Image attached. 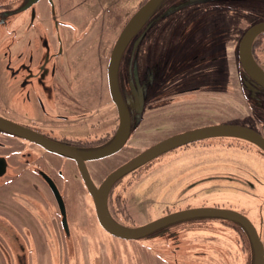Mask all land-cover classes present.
<instances>
[{
	"label": "rangeland",
	"instance_id": "1",
	"mask_svg": "<svg viewBox=\"0 0 264 264\" xmlns=\"http://www.w3.org/2000/svg\"><path fill=\"white\" fill-rule=\"evenodd\" d=\"M168 1L152 15L148 33L128 64L137 103L127 140L117 151L85 163L96 186L153 144L190 129L237 124L264 137V102H254L258 90L242 76L238 58L242 35L264 22V0H182L178 6ZM143 2L37 3V19L50 15V25L61 26L63 20L73 31L70 35L66 28L64 45L71 51L74 37L78 56L67 71L77 90L87 97L85 93L92 92L91 101L96 102L104 89L99 81L105 83L103 66L109 47ZM205 40L209 45L203 44ZM256 55L264 71V36ZM2 69L0 62V83L5 84L7 74ZM84 101L80 100L86 106L83 111L69 116L82 112L77 122L83 124L91 103ZM102 116L87 118L97 126L89 133L86 124L75 123L54 135H101ZM13 162L9 184L0 191L1 205H5L0 211V264H246L248 247L243 246L249 240L243 241L221 218L183 219L139 238H119L99 224L71 157L48 148L21 147ZM145 165L121 175L109 198L106 195L107 215L123 226H140L174 210L214 203L251 204L264 211V150L245 137L208 138L196 146H176ZM36 169L55 181L66 227L53 192ZM261 241L264 247V228Z\"/></svg>",
	"mask_w": 264,
	"mask_h": 264
},
{
	"label": "flooded vegetation",
	"instance_id": "2",
	"mask_svg": "<svg viewBox=\"0 0 264 264\" xmlns=\"http://www.w3.org/2000/svg\"><path fill=\"white\" fill-rule=\"evenodd\" d=\"M39 1L0 0V58L2 60L0 62L3 66V72L7 74V83H0V191L5 189L9 184L8 177L11 175L12 168L15 165L13 155L18 154L21 147L38 146L47 148L20 134L7 130L4 123L5 120L30 129L45 138L69 145L81 151L99 149L108 145L114 139L119 125L117 107L112 98L108 77L111 52L117 39L109 47L106 63L103 66L105 83L103 80L99 81L102 86L104 85V89L102 88L100 91L98 98L95 100L96 102H93L91 101L93 100L92 92L88 90V93H85L89 96L87 97L82 94V91L77 90L67 71L70 68V64L78 56L77 54L75 55V48H73L74 37L72 38L71 51L66 50V46L64 45V35L69 32L66 28L71 31L70 26L63 20H61V26L58 23L55 26L50 25L53 22L50 15L46 16L44 20L41 18L37 19V15H39L37 14V3ZM48 1L50 0H45V2ZM165 1L161 0L159 2L142 26L124 46L116 69V84L130 118V130L136 112L135 104L137 103V98L136 92H134L133 87L129 84L127 74L128 64L131 62L139 42L148 33L150 27L149 21L152 15L157 10L163 9L166 6ZM171 1L169 0L168 4ZM181 2L182 0H179V2L173 0V3H177L174 6L180 5ZM50 13L51 9L49 10ZM158 18L159 16L157 18L153 17L152 20ZM128 20L123 24V28ZM72 32H70V35ZM263 36L264 30L257 32L251 42V52L255 61H258L256 50L259 48ZM203 44L205 46L209 45L206 40ZM241 71L242 76L251 81L256 87V91L258 90V95L254 99V102L256 104L264 102V89L248 77L242 67ZM185 90L187 89H182V91ZM84 99L91 102L88 104V112L84 117V124L89 128L88 133L90 129L97 127L87 120L92 114V117L103 115L102 122L105 128L101 132L102 134L78 138L54 135L56 131L65 130L64 126H72L75 123L80 125V127L84 126L82 121L77 122L78 120H82L79 117L82 115V112L75 116V118L70 119L69 117L86 107L80 104V100L82 102ZM24 105L28 106L25 110ZM30 113L34 115L32 119H28L29 116L27 115ZM36 119L40 120L37 121ZM87 160L90 159H86L85 163ZM35 172L43 179L47 186L49 185L45 176L55 183L50 176L41 173L39 169H36ZM14 179L12 178L11 180ZM4 206L1 205L0 200V211L4 210ZM233 228L238 232L241 231L237 224H234Z\"/></svg>",
	"mask_w": 264,
	"mask_h": 264
},
{
	"label": "water",
	"instance_id": "3",
	"mask_svg": "<svg viewBox=\"0 0 264 264\" xmlns=\"http://www.w3.org/2000/svg\"><path fill=\"white\" fill-rule=\"evenodd\" d=\"M160 1L161 0H147L128 20V22L120 32L117 41L112 49L108 66V77L112 98L117 107L119 125L114 139L108 145L99 149L81 151L69 145L45 138L30 129L16 125L8 120L4 121L5 127L7 130L13 133L20 134L21 136L38 144H41L44 147L62 152L75 161L81 179L91 196L96 218L103 229L110 234L123 239H134L147 235L161 227L183 219L200 217L225 218L235 221L249 238L254 251L253 264H264V247L260 239V234L254 224L250 221V219L237 210L221 206L188 207L169 212L143 225L128 227L123 226L110 219L107 215L105 207L107 189L111 182L115 180V178L120 177L131 168L149 160L159 153L176 146H180L184 143L197 141L213 136H241L254 142L264 150V137L254 129L237 124H215L197 127L172 135L153 144L142 153H140V155L137 156L130 164L119 168L114 173L106 177L104 181L101 182L98 186L95 185L88 173L85 164L86 159L103 157L117 151L123 145L129 134L130 118L126 106L121 99L118 91V87L116 84V69L124 46L136 33V31L142 26V24L145 22V20L148 18L150 13L155 9ZM263 30L264 22L256 23L246 30L239 43L238 58L240 66L248 75V77L253 79L260 87L264 89V71L258 66L251 52V42L254 35L257 32ZM45 179L47 180L48 185L57 201V205L61 214L62 224L64 225V227H66L65 207L61 195L55 183L47 176H45ZM103 187L104 191H102Z\"/></svg>",
	"mask_w": 264,
	"mask_h": 264
},
{
	"label": "crops",
	"instance_id": "4",
	"mask_svg": "<svg viewBox=\"0 0 264 264\" xmlns=\"http://www.w3.org/2000/svg\"><path fill=\"white\" fill-rule=\"evenodd\" d=\"M255 197H256V195H255ZM229 204H230V202H229ZM213 205L231 208V209L237 210V211L243 213L244 215H246L250 219V221L254 224L257 231H259L260 238H261V233H262L263 228H264L263 227L264 226V211L257 210L256 207L251 205V204H248V206H247V205H240V203H238V204H236L237 207L233 203H231V205H224L223 203H214ZM224 223H228L227 226L229 225L230 227L234 226V224L230 223V222H224ZM236 229H238V228H236ZM240 234H241L243 241H245L246 239L244 237H246V234H244L242 232H240ZM247 247H248V251H247L248 252V258L246 260V264H251V263L253 264V260H254L253 247H252L251 243L249 245H247V243H246L243 246V248H247Z\"/></svg>",
	"mask_w": 264,
	"mask_h": 264
},
{
	"label": "trees",
	"instance_id": "5",
	"mask_svg": "<svg viewBox=\"0 0 264 264\" xmlns=\"http://www.w3.org/2000/svg\"><path fill=\"white\" fill-rule=\"evenodd\" d=\"M220 137H233L234 138V136H213V137H209V138H220ZM236 138V137H235ZM206 139H208V138H206ZM237 139H239V138H237ZM202 140H204V139H201V140H197V141H191V142H188V143H184V144H182V145H180V146H191V145H193V146H196L197 145V143L198 142H201ZM208 142H206V143H204V142H202V143H200V145H202V144H207ZM232 142L231 141H228V144H231ZM148 162V160L147 161H145V162H142V163H140V164H138V165H136L135 167H133V168H131L130 170H128L126 173H128V172H130V173H133V172H135V171H137V170H139V169H141L142 167H144V166H146L145 164ZM120 178H121V176L120 177H117V178H115V180H113L112 182H111V184L109 185V187H108V189H107V193H106V195H107V198H109V194L112 192V190L115 188V185H117V183L120 181ZM111 198V197H110ZM113 198V197H112ZM115 208H117L116 206H114ZM224 222H230V223H233V224H237L235 221H233V220H229V219H225V218H221ZM238 225V224H237ZM239 226V225H238ZM240 227V226H239ZM161 228H163V227H161ZM160 228V229H161ZM159 230V229H158ZM158 230H156V231H158ZM240 230H242L241 229V227H240ZM243 231V230H242ZM243 233H244V231H243ZM245 234V233H244ZM245 239H248L249 240V238L247 237V235H246V237H245ZM250 242V241H249ZM252 264V263H251Z\"/></svg>",
	"mask_w": 264,
	"mask_h": 264
}]
</instances>
